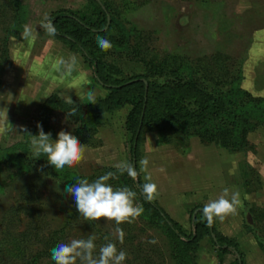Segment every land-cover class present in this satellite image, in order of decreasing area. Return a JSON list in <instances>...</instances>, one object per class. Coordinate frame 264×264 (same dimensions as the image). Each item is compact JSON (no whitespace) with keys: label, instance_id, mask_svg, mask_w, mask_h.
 Listing matches in <instances>:
<instances>
[{"label":"rangeland","instance_id":"1","mask_svg":"<svg viewBox=\"0 0 264 264\" xmlns=\"http://www.w3.org/2000/svg\"><path fill=\"white\" fill-rule=\"evenodd\" d=\"M98 1L130 33L129 49L107 54L108 63L126 74H145L153 63L173 55L190 66L207 91L226 93L236 82L246 98L243 102L250 100L251 106L262 104L264 109V0ZM20 3L25 7L19 12L22 19L15 0H0V108H7L11 126L5 125L7 131L0 134V149L23 140L21 128L26 130L37 123L38 106L50 95L62 99L70 96L73 103L80 104L90 102L86 95L89 90L95 99L107 95L93 81L92 70L81 55L41 26L45 16L49 18L57 11L87 8V0ZM25 26L34 29L35 40L22 37ZM58 59L65 61L59 68ZM128 111L125 107L105 114L94 141L81 144L84 159L63 173L48 165L47 156L34 157L31 144L22 153L19 165L0 162V264H55L51 258L54 247L89 236L95 237L96 256L101 246L111 242L127 254L123 264H178L175 243L157 218L143 211L133 223L119 225L125 234L120 243L114 222L86 221L79 215L74 197L64 191L79 179L93 182L109 170L116 171L114 165L121 161L132 165L131 136L124 126ZM76 125L63 113L55 112L50 119V139L54 142L60 131L73 135ZM240 131L237 141L224 133L216 136L211 129H174L161 141L157 132L146 129L139 144L137 175L143 185L156 184L154 200L160 201L163 207L159 206L172 217L180 215L176 213L177 200L189 198L182 194L191 189L189 185L182 184L180 189L175 186L184 163L189 166L187 173L194 174L201 165L207 170L208 164L223 162L227 176L236 175L238 164H242L244 179L234 190L245 198L244 223L246 229L253 228L248 231L262 251L253 259L256 264H264V119L254 116ZM194 138L198 149L188 152ZM225 143L228 148L220 146ZM233 145L240 150H231ZM142 159L149 162L146 170L140 164ZM120 175L126 185L118 178L107 183L114 189L127 187L136 192L134 204L141 206L137 177H129L126 172Z\"/></svg>","mask_w":264,"mask_h":264},{"label":"trees","instance_id":"2","mask_svg":"<svg viewBox=\"0 0 264 264\" xmlns=\"http://www.w3.org/2000/svg\"><path fill=\"white\" fill-rule=\"evenodd\" d=\"M20 1L15 0L18 15L25 9ZM87 2V8L76 12L63 10L53 13L49 19L55 25L56 32L52 36L67 45L72 52L81 55L92 70L93 81L107 91L106 97L95 99V104H68L58 95H50L38 106V121L24 131L23 140L12 147L0 149L1 163L19 165L22 153L30 146V137L27 134L37 135V124L42 126L45 133H51L50 119L57 111L79 125L73 136L79 139L80 144H91L105 114L129 107L124 126L131 136L132 166L136 173L141 135L146 129L157 132L161 141L164 140L165 133L174 129L184 132L211 129L216 136L224 133L239 141L240 129L249 124L250 118L257 116L264 119L262 104L251 106L250 100L243 102L246 98L236 82L230 84L226 93H211L201 85L190 66L182 63L176 56L170 55L158 60L152 67L147 68L145 74H126L117 66L108 63L105 60L107 54L122 53L129 49L130 33L118 19L110 17L105 4L98 0ZM207 2L208 0H202V3ZM24 21L23 18L22 22ZM98 35L111 42L112 47L109 50L100 49L96 39ZM72 108L76 109V114L68 116L67 112ZM220 146L229 147L226 143ZM230 149L237 151L240 147L233 145ZM12 159L18 162L15 163ZM23 168L27 169V165H22ZM136 177L143 211L157 218L165 227L175 243L174 252L177 253L178 264L188 263L189 260L195 264L196 251L204 238L211 242L219 264H224V257L228 254L235 257L232 264H239L237 256L243 264V255L238 245L217 232L214 222L208 226L202 213L203 207L190 211L193 231L188 234L170 219L155 200L148 201L145 198L143 184L139 176ZM117 178L126 185L122 175L117 173ZM195 211L197 213L194 216ZM247 228L253 230L250 226ZM211 234L215 235L216 243L213 242Z\"/></svg>","mask_w":264,"mask_h":264},{"label":"clouds","instance_id":"3","mask_svg":"<svg viewBox=\"0 0 264 264\" xmlns=\"http://www.w3.org/2000/svg\"><path fill=\"white\" fill-rule=\"evenodd\" d=\"M41 26L49 35H54L56 32L55 25L47 16L44 17ZM22 37L35 40L34 29L25 26ZM96 39L102 51H107L112 47L111 42L103 36L98 35ZM73 63H75L74 58ZM64 64L63 59L56 61L57 68ZM86 95L92 104L96 103L94 92L89 90ZM80 97L82 100L84 99L83 96L80 95ZM64 99L68 104L73 103L70 96ZM7 111V108H0V116L3 118L0 121V134L7 131L5 125L11 127L7 122ZM67 113L68 116H75L76 109L72 108ZM76 127L79 125L77 124ZM37 128V135L27 134L30 137L33 156L37 159L41 155L47 156L48 165L60 173L77 166L84 159L85 148L77 137L60 131L57 134V139L53 142L50 139L51 133H45L40 124H37ZM21 131L26 130L21 128ZM148 163L147 159L140 161L145 170ZM114 167L116 172H108L93 182H89L88 179H79L74 185L67 186L64 191L74 197L76 209L86 221L114 222L117 225L114 231L119 242L123 243L125 234L119 225L133 223L143 213V207L134 204L136 192L127 187L114 189L107 183L109 179L117 178V173L126 172L129 177L135 178L137 173L134 167L126 161H121ZM146 179H150V176ZM142 192L148 201H152L157 195V186L155 183H145L142 186ZM229 195V189L225 188L219 198L210 200L204 205L202 213L208 226H211L215 219L223 221L227 216L237 213V209L241 205L240 194L232 192L230 198ZM94 240V236H89L87 239H72L68 243H60L51 250V258L55 264H77L78 260L80 264H123L127 254L124 251H118L116 244L111 242L99 248L98 256L94 255L96 252Z\"/></svg>","mask_w":264,"mask_h":264},{"label":"crops","instance_id":"4","mask_svg":"<svg viewBox=\"0 0 264 264\" xmlns=\"http://www.w3.org/2000/svg\"><path fill=\"white\" fill-rule=\"evenodd\" d=\"M196 142L198 141H195V138L194 140H190L188 144V152H194L193 150L196 148ZM224 164L225 163L223 162L208 164L207 170H204L201 165L198 167L199 170H196V173L194 172V174L193 171L190 174L187 173L189 166L186 163H184L183 167L180 169V178H178L177 184L175 183V186L178 185L177 189H180L182 184L189 185L191 189L186 192L183 191L182 193L185 194V196H189V198L181 202L177 200V203L175 201V205L177 206L176 213H179V216H168L174 222L178 223L186 233L189 234L193 231L189 215L192 209L196 207H204V205L210 201V197H214L213 200L219 198L223 192V189L225 188L229 189L230 195L232 192H238L237 190H234V186L239 188L242 180L244 179L242 164H238L236 175L229 176H227L225 171H223L225 167ZM216 167H218V170L215 169ZM220 169H222V171H220ZM201 182L202 184L200 187ZM205 184L206 187L204 186ZM175 186L174 188H176ZM202 186L205 188L202 189ZM239 194L241 205L238 207L237 213L235 215L227 216L223 221L215 219L214 225L217 232H219L226 239L231 240L238 245V249L243 255V264H256L253 258L256 256V254L262 253V251L254 236L248 231V229H246V224L244 223V213L246 209L245 198L240 192ZM190 196L192 198H190ZM158 203H160V206L163 207L160 201ZM166 214L168 213L166 212ZM212 249L214 250L209 239L204 238L199 243V247L196 251L195 264H219L218 258L214 253L215 251ZM234 260V255L228 254L224 257V264H232Z\"/></svg>","mask_w":264,"mask_h":264},{"label":"water","instance_id":"5","mask_svg":"<svg viewBox=\"0 0 264 264\" xmlns=\"http://www.w3.org/2000/svg\"><path fill=\"white\" fill-rule=\"evenodd\" d=\"M107 19H108V23H109V21H110L109 16L107 17ZM133 163H134V160H133ZM196 213H197V211L194 212V216L196 215ZM251 222H252V220H251ZM211 237H212L213 242L216 243L217 240H216L215 235L214 234H211ZM237 258L239 260V264H241L239 256H237Z\"/></svg>","mask_w":264,"mask_h":264}]
</instances>
